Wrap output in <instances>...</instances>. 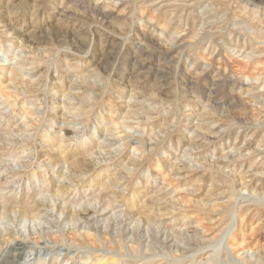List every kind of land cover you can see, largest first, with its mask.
I'll return each mask as SVG.
<instances>
[{
	"label": "rangeland",
	"instance_id": "374dc122",
	"mask_svg": "<svg viewBox=\"0 0 264 264\" xmlns=\"http://www.w3.org/2000/svg\"><path fill=\"white\" fill-rule=\"evenodd\" d=\"M0 158V264H264V0H0Z\"/></svg>",
	"mask_w": 264,
	"mask_h": 264
},
{
	"label": "bare ground",
	"instance_id": "6f19581e",
	"mask_svg": "<svg viewBox=\"0 0 264 264\" xmlns=\"http://www.w3.org/2000/svg\"><path fill=\"white\" fill-rule=\"evenodd\" d=\"M13 73V72H12ZM22 130V129H21ZM5 138V137H4ZM25 140V139H24ZM24 140H22V141H24ZM65 140V139H64ZM52 150V149H51ZM13 155V154H12ZM66 156V155H65ZM90 156V155H89ZM3 158V157H2ZM10 158H11V156H10ZM15 158V157H14ZM90 158V157H89ZM1 159V158H0ZM4 160V159H3ZM17 161V160H16ZM20 161V160H19ZM2 162V161H1ZM28 162V161H27ZM20 163V162H19ZM50 163V162H49ZM85 163H83V165H84ZM14 165H15V163H14ZM76 165H78V162H74V163H72V164H70V168L71 169H69L68 168V172L70 171V172H72L73 173V175L75 176V177H77L78 178V180H81L82 179V177H84L85 175H87L88 173H89V171H87V166H80V167H77ZM28 166V165H27ZM66 166H68V165H66ZM89 166V165H88ZM18 168V167H17ZM92 168V167H91ZM13 171V170H12ZM18 172V171H17ZM68 175V174H67ZM64 177H65V175H63ZM79 178H81V179H79ZM85 178V177H84ZM67 179V178H66ZM77 180V181H78ZM66 182V181H65ZM110 182V180L108 181V183ZM111 183V182H110ZM69 184H71V182L69 181ZM99 184V183H98ZM101 184V183H100ZM106 184H107V182H106ZM105 183H103V184H101L103 187H105V188H108L107 186L108 185H106ZM74 187V186H73ZM111 189V188H110ZM124 189V188H123ZM59 190V189H58ZM58 193V192H57ZM60 193V192H59ZM253 193V192H252ZM40 195V194H39ZM61 195V194H60ZM55 197V196H54ZM122 197V196H121ZM118 199V198H117ZM16 202V201H15ZM41 203V202H40ZM50 203V202H49ZM16 204V203H15ZM64 204V203H63ZM27 205V204H26ZM36 205H38V204H36ZM36 205H34V207H28V206H21V207H11V206H9V205H6V206H3L2 208L0 207V209H1V214H2V216H4L5 214H12V213H18L19 215H21L22 217H23V219L24 218H35V217H37V215L39 214L38 212H39V210H37V209H40V206H36ZM13 206V205H12ZM20 206V205H19ZM53 207V206H52ZM61 207H63V206H61ZM95 207V206H94ZM53 210H55L54 209V207L52 208ZM128 209V208H127ZM45 210V209H44ZM147 210V209H146ZM58 211V210H57ZM71 211V210H70ZM77 211V210H76ZM61 216H62V214H64L65 213V208H63V209H61ZM53 213V212H52ZM58 213V212H57ZM17 214V215H18ZM41 214V213H40ZM65 215V214H64ZM67 215V214H66ZM148 215V214H147ZM1 216V217H2ZM7 216V215H6ZM230 216V215H229ZM69 217V219L71 218V221H72V219H86V218H90L91 217V213L87 210V209H84V210H82V214L79 216L77 213H72V214H70V216H68ZM22 220V219H21ZM86 221V220H85ZM85 223V222H84ZM230 227H231V225H230ZM226 228H228V226L226 227ZM226 230V231H225ZM221 234H223L224 232H227V229H225ZM230 230V229H229ZM225 235V234H224ZM223 235H221V237H222ZM219 238V240H218V243L219 244H221V242H222V240L225 238ZM0 238H2V237H0ZM216 248V247H215ZM214 248V249H215ZM15 254V253H14ZM114 255V254H113ZM14 257H16L17 259H21V256L19 255V254H16ZM218 260V259H217ZM216 260V261H217ZM215 261V260H214ZM258 262V261H257ZM54 264V263H53Z\"/></svg>",
	"mask_w": 264,
	"mask_h": 264
}]
</instances>
